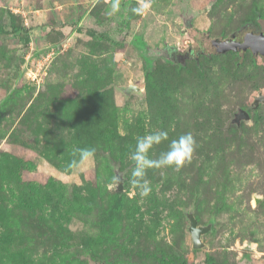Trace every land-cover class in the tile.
Listing matches in <instances>:
<instances>
[{
    "label": "rangeland",
    "instance_id": "obj_1",
    "mask_svg": "<svg viewBox=\"0 0 264 264\" xmlns=\"http://www.w3.org/2000/svg\"><path fill=\"white\" fill-rule=\"evenodd\" d=\"M139 2L0 0V264H264V56L209 50L264 34V0ZM160 130L198 146L142 197L130 153ZM190 213L210 227L198 249Z\"/></svg>",
    "mask_w": 264,
    "mask_h": 264
},
{
    "label": "clouds",
    "instance_id": "obj_2",
    "mask_svg": "<svg viewBox=\"0 0 264 264\" xmlns=\"http://www.w3.org/2000/svg\"><path fill=\"white\" fill-rule=\"evenodd\" d=\"M151 0H140L138 5L132 8L136 15H143L150 7ZM120 11V0H112L108 16ZM168 142L166 151H162L157 159L152 158L156 146ZM197 141L189 132L179 135L177 138L169 139V133L164 130L146 133L136 138L134 150L130 153L133 161L131 171V184L139 190L142 197H147L152 192L150 181L147 179L149 169L173 168L180 170L190 164L197 149ZM95 148H77L72 152L73 159L67 164L68 170L80 171L94 162Z\"/></svg>",
    "mask_w": 264,
    "mask_h": 264
},
{
    "label": "water",
    "instance_id": "obj_3",
    "mask_svg": "<svg viewBox=\"0 0 264 264\" xmlns=\"http://www.w3.org/2000/svg\"><path fill=\"white\" fill-rule=\"evenodd\" d=\"M209 50L215 54H224L229 51H247L250 50L254 55L264 56V34H255L253 32H248L245 34L242 41L232 38L231 40L225 42H219L217 40H211L209 43ZM126 97H129L132 93H140L141 90L135 85L122 86L118 88ZM255 106L258 107L260 103H264V94H260L255 99ZM241 119H249V115L245 111H241L238 114V122ZM120 188L122 190V178L119 179ZM190 219V233L193 238L194 248H201L203 246L201 242V236L207 233L210 227L199 226L197 219L190 213L188 215Z\"/></svg>",
    "mask_w": 264,
    "mask_h": 264
},
{
    "label": "trees",
    "instance_id": "obj_4",
    "mask_svg": "<svg viewBox=\"0 0 264 264\" xmlns=\"http://www.w3.org/2000/svg\"><path fill=\"white\" fill-rule=\"evenodd\" d=\"M191 54L193 55V51L191 50ZM119 199H122V194H119ZM117 208H120L121 207V200L118 201L117 203ZM110 239H108L109 242H111V237H109ZM160 261H161V264H187L186 261H182L181 258L179 256H175V257H172L170 259H165V258H160ZM205 264H219L217 263L214 258L212 257H208L206 259V262Z\"/></svg>",
    "mask_w": 264,
    "mask_h": 264
}]
</instances>
